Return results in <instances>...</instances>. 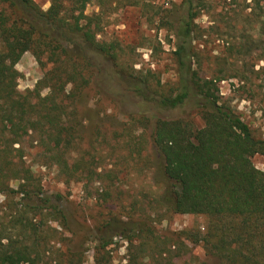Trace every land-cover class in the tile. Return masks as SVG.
<instances>
[{
	"label": "rangeland",
	"instance_id": "374dc122",
	"mask_svg": "<svg viewBox=\"0 0 264 264\" xmlns=\"http://www.w3.org/2000/svg\"><path fill=\"white\" fill-rule=\"evenodd\" d=\"M34 1L45 11L50 7L49 0ZM111 1L118 6L104 12L109 25L98 39L120 42L124 63L144 74L151 71L157 78L153 88L161 95L172 94L178 81L175 31L184 16V0L107 2ZM100 12L94 0L85 14ZM259 12L251 0H205L195 22V44L201 50L195 67L202 80L217 79L219 102L231 106L253 135L264 139V72L259 73L264 63L256 60L261 50L251 57L248 46L241 49L235 66L226 53L229 44L237 46L242 35L256 33L255 14ZM108 66L105 71L109 73ZM16 69L20 92L35 90L44 75L29 52ZM219 75L225 80H218ZM239 77L247 80L241 82ZM48 93L49 89L42 91L43 96ZM76 103L72 141L64 135L61 141L58 129L50 144L35 134L23 139L25 170L42 192L25 197L0 191L2 250L28 246V253L39 264H97V257L101 264H164L168 261L159 257L164 250L175 251L169 264H220L182 235L186 230L202 229L207 219L174 213L165 204L163 196L174 187L154 146L159 120H181L193 130L204 127L200 97L191 98L183 108L166 109L154 101H142L102 73L99 82L83 90ZM252 162L264 171V155H254ZM20 183L24 181H11V189L17 190ZM47 198L48 205L57 207L53 210L57 215L49 216L43 205ZM139 234V241L131 247L129 239ZM178 239L183 243L179 247L175 245ZM108 240L112 244L102 250ZM145 240L148 245L141 247Z\"/></svg>",
	"mask_w": 264,
	"mask_h": 264
},
{
	"label": "trees",
	"instance_id": "16d2710c",
	"mask_svg": "<svg viewBox=\"0 0 264 264\" xmlns=\"http://www.w3.org/2000/svg\"><path fill=\"white\" fill-rule=\"evenodd\" d=\"M49 1L45 11L34 0H0V191L25 197L41 194L42 189L24 167L23 139L35 134L50 144L58 129L61 141L63 135L72 141L76 136L72 122L76 120V102L83 90L99 82L102 73L142 101H154L166 109L183 108L191 98L200 97V106L205 110L203 128L193 130L181 120H159L156 124L154 146L164 159V174L174 187L163 200L174 213L207 219L202 229L182 232L186 240L202 246L207 256L220 264H264V171L252 162L254 155H264V139L256 138L231 106L219 102L217 79L202 80L196 70L201 50L195 44V22L205 0L183 1L184 16L175 31L177 87L167 96L153 88L157 80L154 73L144 74L124 63L120 42L98 39L109 25L104 12L118 5L96 0L101 12L87 16L86 7L94 0ZM252 3L260 11L255 14L257 31L242 35L237 46L229 44L226 53L234 59L232 66L236 65V55L247 46L251 57L261 50L256 60L264 63V0ZM28 52L44 75L35 90L20 92L16 65ZM107 66L109 73L105 71ZM260 72H264V66ZM219 76L218 80H225ZM239 79L243 82L247 77ZM44 89H49L45 96ZM13 180L24 183L13 190ZM49 201L47 198L43 205L52 217L57 215L53 211L57 207L48 205ZM139 236L129 239L131 247ZM111 240L102 250L112 244ZM1 242L0 264H39L38 258L28 253V246L2 250ZM145 242L141 241V247L148 245ZM179 243L178 239L175 245L179 247ZM174 252L164 250L159 257L169 264ZM96 260L101 264L98 257Z\"/></svg>",
	"mask_w": 264,
	"mask_h": 264
}]
</instances>
